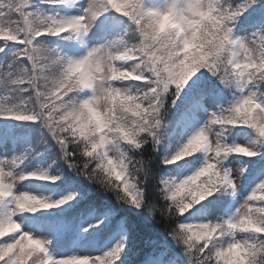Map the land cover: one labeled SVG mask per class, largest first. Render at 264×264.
Masks as SVG:
<instances>
[{
    "label": "clouds",
    "instance_id": "clouds-1",
    "mask_svg": "<svg viewBox=\"0 0 264 264\" xmlns=\"http://www.w3.org/2000/svg\"><path fill=\"white\" fill-rule=\"evenodd\" d=\"M60 2L40 0L46 4ZM199 2L176 0L177 14L161 15L158 9L133 19L129 10L132 0H107L111 11L128 19V32L119 38V43L106 41L91 47L85 45L84 52L74 56L40 37L83 43L93 25L87 32L81 31L83 26L68 24V17L59 13L45 12L36 0H0V40L20 39L26 44L22 55L28 58L25 64L16 56L0 70V117L11 115L14 120H38L61 150L57 159L67 162V158L72 157L71 167L78 175L105 192H111L118 203L137 210L145 208L150 217L156 219L157 205L149 203L144 196L150 162L154 158V155H144L145 146L151 144L155 154L165 142L170 124L168 114L188 82L197 73L206 71L226 89L232 90L234 96L239 93L235 99L239 103L234 101L226 110L212 112L203 126L162 158L166 165L178 164L194 155V144L198 145L195 151L199 153L209 146H228L217 124L228 125L234 120L239 123L235 117L237 110L243 108L246 115L250 109L260 107L256 101L241 97L248 85L255 88L264 85V29L244 35L237 31L241 17L260 0H215L211 11L192 20V24L198 25L197 30L190 36L182 35L180 14L190 17L192 5ZM213 113L222 119L214 123ZM251 148L235 144L227 151L250 155L253 154ZM44 173L47 174L34 171L16 174L9 169L7 176L0 177V201L13 196L7 183H11L14 190L29 179L51 183L60 179L48 169ZM215 183L221 188L227 183L221 172L215 173ZM161 185L164 201L166 195L182 189L175 199L169 197L167 204L160 207L165 218H170L169 208L174 206L175 214L182 216L213 191L207 183L202 186L198 173L197 177L179 180L175 187L171 182ZM234 186L235 181L229 185ZM215 190L220 191L219 188ZM135 192L141 193L139 200ZM14 199L15 209L21 214L35 213L46 203L58 204V201L50 202L28 192L15 193ZM244 203L236 210L238 222L229 225L242 235L234 242L224 241L227 264H264V241L254 252L250 253L248 247L252 239L249 234H264V219L247 215ZM219 227L221 225L213 221L192 224L187 226L186 234L206 233L204 238L211 242ZM22 228L18 220L0 219V238L7 234L6 229L13 234L19 233L14 242L0 249V257L5 252L13 257L20 255L17 250L24 249L27 241L35 246L28 252L44 250L39 243L44 240L34 238ZM227 231L219 235L225 237ZM27 253L13 259V264H25ZM120 256L121 252L113 249L109 259L97 257L96 264H116ZM48 259L61 264V258ZM62 264L92 262L87 256L73 254L62 258Z\"/></svg>",
    "mask_w": 264,
    "mask_h": 264
},
{
    "label": "snow or ice",
    "instance_id": "snow-or-ice-1",
    "mask_svg": "<svg viewBox=\"0 0 264 264\" xmlns=\"http://www.w3.org/2000/svg\"><path fill=\"white\" fill-rule=\"evenodd\" d=\"M67 2L68 0H61L60 3H56L54 5H64ZM214 3L215 0H200L199 4L192 5L193 14L190 17L186 18L181 13L180 19L183 22L182 27L184 29L182 35L190 36L193 32H195L197 30L198 25L192 24V20L198 19L199 14H203L206 13L207 11H211ZM254 5H252V7ZM158 9L161 15L167 14L169 12L173 14H177L179 11L177 8L176 0H166L163 6H156V7L148 4L146 0L144 3H140L139 0H132V4L129 7L133 19L139 18V16L143 14L155 13ZM109 11H111V9L107 6V0H86V3L83 5L81 14L69 16L67 18V23L71 25L83 26L81 28V31L87 32L92 27L94 21H96L102 14L107 13ZM43 37H47V36H43ZM0 41L3 42V44L0 45V53H3V56H0V70H3L5 67H7L8 62L16 56L20 57L21 63H25V64L28 63V58L22 55V53L25 51L26 44L21 43L20 39L12 40V41H5V40H0ZM17 44L22 45V47L16 48L14 50L12 47H10V45H17ZM5 49H9V50L6 52ZM128 63H131V61H129ZM209 71H212L211 67H209ZM246 75H247V70L245 71V76ZM258 96L264 97V85H261L259 88H255L253 85H248L245 89L244 96L241 97V99H246L248 101H256V103H258L260 107L255 110L250 109L246 115L244 114L243 108L237 110L235 113V117L237 120H239V123H236L234 120L233 123L223 126H233V127L247 126L251 129H254L255 132L259 135V137L264 138V102L258 100ZM235 103H239V101L237 100L235 101ZM6 118L14 119V117L11 115H9ZM221 119L222 118L220 116L213 113L214 123H217ZM17 121L38 122V120H31V119H24ZM217 126L220 125L217 124ZM234 145L235 144H229L228 146H218L217 148H213L209 146L205 148L204 152L210 155L205 160L202 166H197V160L194 159L196 155H192L184 159L183 164H181L182 161L178 164H175L178 165L181 169H186V168L195 169L190 174L185 175L184 178L189 176L197 177V173H198V179L201 182L202 186L204 183H207L208 187L213 188L211 194H209L206 198L202 199L201 201L206 200L208 197L213 196L215 193L220 192L222 190L226 193L227 192L234 193L236 190H238L241 177L247 169L242 168L235 170L237 174L234 176H230L227 170L223 169L222 167H219L221 161L225 160L230 154H232V152L227 151V148L233 147ZM192 147H193V152L199 153L195 151L198 145L194 144ZM218 152L219 155L217 154ZM250 152L253 154L244 155V156L253 157L259 154L257 151L253 150V148L250 149ZM12 162H16V161L15 160L6 161L5 163L11 165ZM8 172L9 169L7 167L0 166V177L7 176ZM216 172H221L227 180V183H224L223 188H221L219 184L215 183ZM43 174H47V173H43ZM233 181H235V186L229 187V185L232 184ZM169 182H171L174 187L176 184L179 183L175 180L172 179L170 180L167 178L160 180V184H164V185H167ZM7 187L10 192H13V196L7 198L4 201H0V209H3V211H0V219L17 220L16 216L20 213L17 209H15L14 196L15 193H18L19 191H16V187L13 190V186L11 183H7ZM217 188H219L220 191H216L215 189ZM181 191L182 189H177L172 191L170 194L166 195L165 203L167 204L169 197L171 199H175L180 194ZM257 192H264V180H262L252 189L251 193L244 200L245 203L243 207L247 215L259 220V219H264V201H261L258 206ZM133 194L137 196L138 200L140 199L141 193L135 192ZM77 195L78 193L69 192L67 195L63 196L59 200H56L58 201V204L46 203L41 206V209H50L65 205L66 203L76 199ZM167 211L170 217L176 218L173 221V223L176 224V227L172 228L171 226H169L171 237L173 240L176 241L177 244L183 246L189 264H221V262H223V264H227L228 254L226 251V245L224 243L225 239L234 242L237 236L242 235L236 229L229 228L230 224L238 222L237 219L239 216L238 212H236L233 216L229 217L228 219L220 218L217 220H208L206 222H199V223H181L179 220V217L181 215L175 214L176 209L174 206L169 208ZM188 212L189 211H186L184 213H188ZM209 221H213L216 225H221V227H219L217 230L216 238L213 239L211 242H209L204 238L206 233L197 234L195 232H192L191 234H186L188 232L187 229L188 225L203 224V223H208ZM225 229H228V231L226 232L225 237H221L219 233L221 231H224ZM22 231L32 234L26 231L24 227L22 228ZM249 235L252 237V239L249 241L248 244L251 253L255 251V248L259 246L261 241H264V234L253 233ZM18 236L19 233L13 234L9 236L7 240L0 242V249L5 247L8 243L14 242ZM39 243L41 246H43L44 249L43 251H39V250L32 251V252H28L26 255L27 257L32 258L31 264H37V262H39V264H54L52 260L48 259L47 253L45 252L44 241H39ZM113 249L119 250L122 254L124 250V244L118 243L110 251L105 252L101 256H95V257L88 255H84V256H87L92 262V264H96L97 257L104 260L109 259L113 254ZM23 254L24 251L23 249H21L20 255ZM20 255L13 257L9 255L7 252H5L3 256L0 257V264H13V259H19ZM64 257H61V264H62V258Z\"/></svg>",
    "mask_w": 264,
    "mask_h": 264
},
{
    "label": "trees",
    "instance_id": "trees-1",
    "mask_svg": "<svg viewBox=\"0 0 264 264\" xmlns=\"http://www.w3.org/2000/svg\"><path fill=\"white\" fill-rule=\"evenodd\" d=\"M204 78L210 79L207 81L204 80L205 89L213 86L212 84H209L211 83V81H217L215 77H213L206 71L198 73L196 80L194 77L190 85L184 88L183 92L180 95V98L176 101L175 107L171 108L168 114V120L170 121L168 130L174 128V119L183 112L185 108H183L184 103L187 104L189 102V95L194 91L195 87L200 86V83ZM184 97H186L187 100H183ZM36 123L37 122H30V125L34 127ZM37 126L40 130H38L39 134H43L44 137L48 139V141H45V146L42 150V153L45 156L41 159L50 158L51 162L54 163L55 161L56 167L58 165H61L62 163L61 167L65 169L63 172L65 177L74 178L76 181H80L83 183L84 189H81L80 187L79 188L85 192L88 201H91L96 206L101 207L102 210H120L122 213H125L129 217L131 224H133L134 226V233L136 232L133 241V244L136 248H145L148 243L156 241V243H159V245L167 248L169 255L175 257L178 263L182 262L183 260V264L185 262V259L188 260L187 256L185 255L183 246L177 244L176 241L172 239L170 234L169 226H171L172 228L176 227V224L173 223L176 218H165V215H162L159 211L160 207L165 203L162 193L160 191V188L162 187V185L160 184V180L162 179V175L166 172V164L162 163L158 156V154L161 158L165 156L162 153L165 151L163 150V145L159 146V150L155 154H153L151 151V144L145 146L144 151V155L146 157L154 155V158L150 162L149 175L147 176L144 185V196L149 203L157 205L156 219H152L148 211L145 208H141L139 210V215L142 214L144 216V219L136 220L135 212H133V210L130 208L132 206L122 205L121 203H118L111 192H105L103 189L99 188V186L94 183H91V186L89 187L87 185V182H89V180H87L83 175H78L76 171L72 170V157H68L67 162L64 159H57L61 151L58 144L45 129L40 127L39 122ZM227 135L230 134L227 133ZM52 167L54 171L55 168L53 165ZM258 197L259 203L261 201H264V193L261 192L260 196Z\"/></svg>",
    "mask_w": 264,
    "mask_h": 264
},
{
    "label": "rangeland",
    "instance_id": "rangeland-1",
    "mask_svg": "<svg viewBox=\"0 0 264 264\" xmlns=\"http://www.w3.org/2000/svg\"><path fill=\"white\" fill-rule=\"evenodd\" d=\"M165 2H166V0H155V3H154L153 6L154 7L163 6V4ZM85 3H86V0H68V2L66 4H64V5H56L54 7H51L50 13H53V14L59 13L60 16H62V17H69V16H74V15H79V14H81L83 5ZM104 15H105V13L102 14L96 21H94L93 27L88 32L87 36L84 37V41H83V43L81 45L73 48L72 50H66V52L71 54V55H74V56H79V55H81L84 52L85 45H87L88 47H91L93 45H98V44L104 43L106 41H111L113 43H119V37L116 36L119 33V28H120L119 24H116L115 27L114 26L112 27V29H111L112 32H109V31H111L110 29H108V30L107 29H103L100 32V26H101V24L103 22V19L105 17ZM257 29H258L257 27H251V28L243 30V31H239V30H237V31H238V34L244 35V34H247L249 32L255 31ZM97 35H102L101 41L99 43H97V44L90 43V39L94 38V36L96 37ZM193 78L188 82L187 86L190 85V83L193 81ZM208 106H209L208 110H205V112L196 111V110H193L191 112V117L187 119V124L190 127V129H191V133L195 132L201 126H203L205 121L208 119V117L210 116V114L213 112V110L216 107V105L214 103L211 104V105H208ZM218 131H221L220 128L218 129ZM27 144H28V139L27 138L22 139V140L19 141V146L20 147L27 146ZM236 144H242V145H246V146L250 145L253 148V150H257V147H256L257 142H256V140L253 138V136L250 133L248 135L245 134L244 136H241L239 138V141ZM172 146L176 148L175 143H172ZM11 149H13V146L10 145V144L5 146L3 149H0V166L7 167L8 169H11L12 171H14L16 174H20L22 172H25V170H22L19 167V164L8 165L7 163H5L6 161L14 160L13 157H14V153H16V152H13ZM209 155L210 154L205 153L204 162L208 158ZM237 155H239V154H237ZM16 165H18V167ZM242 168H246L245 164L242 163V161L240 160L239 157H235V158H229L225 170H227L229 172L230 176H234V175L237 174L235 170L242 169ZM194 170L195 169H193V168H188L180 177L178 176L177 179H179V180L183 179L185 175L190 174ZM38 173H39V170H38ZM244 176H245V172L243 173V175L241 177V181H240V185H239L238 190L235 191V197H234V199H233V201L231 203V206H230L229 217L233 216L236 213V210L238 209V207L244 202L246 197L252 191V190H246V191H243V192H242V190L240 191L241 182L244 180ZM16 191H19V192H31V193L37 194V195H44V193H47L46 195H51L53 193L51 191L48 192V191L42 190L41 188L36 187L35 185L29 184L27 182V180L23 181L22 183H19L17 185V187H16ZM65 195H67V194L57 195V196H55L53 198V200L54 201L59 200L60 198H62ZM71 202L72 201L66 203V205L70 204ZM205 202L206 201L204 200V201H201L199 204L205 203ZM208 207H210V206L208 205ZM30 218H31L30 215H28L26 213H22V214L20 213V214H18L16 216V219L19 222L22 223V225H23V227H24V229L26 231L32 233L35 237L41 238L42 240L45 241L44 247H45V250H46V253H47L48 257L55 258V259L64 257V255H57V253L54 250L51 249V246H52L51 240L53 239L54 236H58L59 234H55L53 236H49V234H47V235L45 234L44 236L35 235V233L33 231V228L26 227V224L29 223ZM87 226H88V224H82L80 226V232L84 233V230L87 228ZM6 233L7 234L4 237L0 238V242H2L4 240H7L9 235H12L11 231L7 230V229H6ZM238 237L239 236H237V238ZM123 239H124V233L119 234L117 236V240L115 241V239H113L111 241V243L107 246V248H110L108 251H110L118 243H122ZM201 243H202V241H201ZM29 249H32V248H30L29 245H27L23 249L24 253H27L29 251ZM17 251H21V250L18 249ZM108 251H106V252H108ZM104 253L90 254L87 251H82V252H78V254H76V255H82V256L88 255V256L95 257V256H101ZM31 259H32L31 257H27L26 256L25 257V264H31ZM221 263H223V262H221Z\"/></svg>",
    "mask_w": 264,
    "mask_h": 264
}]
</instances>
